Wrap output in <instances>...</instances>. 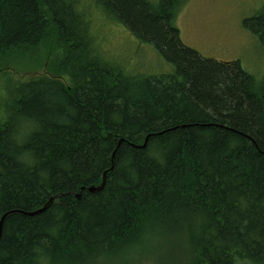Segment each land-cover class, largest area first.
<instances>
[{"label":"trees","instance_id":"obj_1","mask_svg":"<svg viewBox=\"0 0 264 264\" xmlns=\"http://www.w3.org/2000/svg\"><path fill=\"white\" fill-rule=\"evenodd\" d=\"M180 1L0 0V72L47 71L11 85L0 123V264L131 259L184 231L188 264H264V78L186 46ZM89 7L173 70L106 59ZM244 24L264 47V10Z\"/></svg>","mask_w":264,"mask_h":264},{"label":"rangeland","instance_id":"obj_2","mask_svg":"<svg viewBox=\"0 0 264 264\" xmlns=\"http://www.w3.org/2000/svg\"><path fill=\"white\" fill-rule=\"evenodd\" d=\"M261 10L264 0H181L175 22L186 46L204 57L237 61L260 81L264 78V47L245 26L244 19ZM87 14L95 42L106 59L130 74L149 76L173 70L150 44L137 40L122 24L106 19L98 8L89 7ZM6 71L0 72V123L9 106L11 85L25 77L47 73L45 68L33 69L20 61L10 64ZM5 75L12 77L7 79ZM187 231L191 228L187 227ZM157 238L140 244L131 259L120 252L91 264H188L186 231Z\"/></svg>","mask_w":264,"mask_h":264},{"label":"water","instance_id":"obj_3","mask_svg":"<svg viewBox=\"0 0 264 264\" xmlns=\"http://www.w3.org/2000/svg\"><path fill=\"white\" fill-rule=\"evenodd\" d=\"M121 140L122 139H120L119 142ZM145 142H146V138H145V140H144V142H143V144L141 146H143L145 144ZM105 174H106V171L103 172L102 178H101V182L99 184L91 185V186L87 187V190L90 191V192H96V191L101 190L103 188V186H104V183H105ZM76 196L79 197L80 194H77ZM50 204H51V199L48 202H46L45 205H43L41 208H39V209H37V210H35L33 212L27 213V214H35V213L41 212V211L45 210ZM6 215H7V213H5L0 219V233H1V229H2V222H3V220H4Z\"/></svg>","mask_w":264,"mask_h":264}]
</instances>
